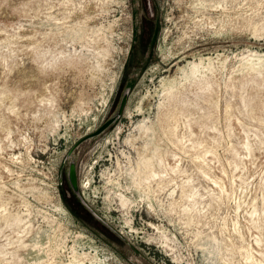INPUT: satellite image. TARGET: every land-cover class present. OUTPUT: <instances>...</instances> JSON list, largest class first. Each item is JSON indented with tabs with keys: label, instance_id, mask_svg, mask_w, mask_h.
Here are the masks:
<instances>
[{
	"label": "rangeland",
	"instance_id": "rangeland-1",
	"mask_svg": "<svg viewBox=\"0 0 264 264\" xmlns=\"http://www.w3.org/2000/svg\"><path fill=\"white\" fill-rule=\"evenodd\" d=\"M0 264H264V0H0Z\"/></svg>",
	"mask_w": 264,
	"mask_h": 264
},
{
	"label": "water",
	"instance_id": "water-1",
	"mask_svg": "<svg viewBox=\"0 0 264 264\" xmlns=\"http://www.w3.org/2000/svg\"><path fill=\"white\" fill-rule=\"evenodd\" d=\"M127 96H128V91L123 92L119 104H118V108L116 110V112L110 116L107 120H105L96 130H94L93 132H91L90 134H87L86 136H84L83 138H81L80 140H78L74 146L72 147V149L69 152V155L71 154V152H73V150H75V148L83 141L94 137L96 135H99L100 133H102L106 128H108L123 112L125 103L127 101ZM67 179L69 182V186H70V191L72 195H75L78 197L79 194V186H78V181H77V176H76V168H75V162L74 161H70L69 162V168H68V172H67ZM79 199V203L78 205H81L83 209L87 210V213L90 214L92 217H94L98 223H100L102 225L103 228L107 227L105 225V222H103L100 217L90 208L87 206V204L85 203L84 200ZM108 228V227H107ZM105 228V229H107ZM112 232V230H111ZM113 233V232H112Z\"/></svg>",
	"mask_w": 264,
	"mask_h": 264
},
{
	"label": "bare ground",
	"instance_id": "bare-ground-1",
	"mask_svg": "<svg viewBox=\"0 0 264 264\" xmlns=\"http://www.w3.org/2000/svg\"><path fill=\"white\" fill-rule=\"evenodd\" d=\"M110 179V176H108V180ZM79 186V184H78ZM108 198H109V201H115L116 204L118 205L117 207L119 208H123L124 210L126 211H122L123 213L125 214H128L130 209H131V202L125 197L123 196L122 194H115L112 190L108 191Z\"/></svg>",
	"mask_w": 264,
	"mask_h": 264
},
{
	"label": "flooded vegetation",
	"instance_id": "flooded-vegetation-1",
	"mask_svg": "<svg viewBox=\"0 0 264 264\" xmlns=\"http://www.w3.org/2000/svg\"><path fill=\"white\" fill-rule=\"evenodd\" d=\"M149 44V41L147 42V45ZM75 168H76V166H75ZM77 176V175H76ZM68 180V179H67ZM78 181V180H77ZM68 184H69V182H68ZM70 187V186H69ZM70 197H71V194H70ZM71 199H73L72 197H71Z\"/></svg>",
	"mask_w": 264,
	"mask_h": 264
}]
</instances>
